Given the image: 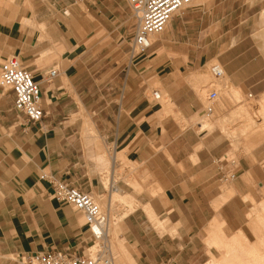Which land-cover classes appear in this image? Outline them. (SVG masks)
Instances as JSON below:
<instances>
[{"label": "crops", "instance_id": "0c3cea01", "mask_svg": "<svg viewBox=\"0 0 264 264\" xmlns=\"http://www.w3.org/2000/svg\"><path fill=\"white\" fill-rule=\"evenodd\" d=\"M105 3L0 0V66L10 56L22 61L45 113L30 124L14 94L0 88V264L55 250L86 255L93 245L84 216L58 202L42 175L97 198L109 187L133 197L139 207L124 218L121 236L136 264H207L218 252L213 244L244 234L252 202L264 199V142L237 161V179L226 186L214 161L227 154L228 140L197 123L205 105L196 77L215 59L233 87L264 95L255 46L221 42L248 0L187 9L134 61L119 44L128 19L113 22ZM155 86L172 112L149 94Z\"/></svg>", "mask_w": 264, "mask_h": 264}, {"label": "rangeland", "instance_id": "374dc122", "mask_svg": "<svg viewBox=\"0 0 264 264\" xmlns=\"http://www.w3.org/2000/svg\"><path fill=\"white\" fill-rule=\"evenodd\" d=\"M209 1L211 0H194L191 7H199L208 3ZM261 1L262 0H256V4H254L253 0H248V4L243 7L241 11L238 10L232 14L231 29L228 27L225 28L226 32L231 31V33L228 36L222 38L221 42L228 44V46L233 49L239 43L255 46L254 53L251 55L258 59L257 61L259 64L264 65V3L260 5L259 3H261ZM252 5L256 6L251 8ZM104 6L108 8L106 16L112 15L113 22L115 17H126L128 19V21L124 23L120 32L118 33L120 38L119 44L121 45L123 53H126L127 50L130 49V44L136 25V21L132 16L129 6V0H111L110 4L105 3ZM105 26L114 29L115 24H110V26L106 24ZM99 33L100 32H97V35ZM107 38L108 35L103 36L101 43L106 41ZM157 38L158 37L153 38V41L157 40ZM98 44L100 45V43ZM106 54H108L107 49L100 53V59H103L104 55ZM215 64H220V62L215 59L210 64H208L206 68L199 72L202 77H200V75L196 77L197 80L199 79L197 83V91L201 93H199V95L205 107L207 106L206 98L212 90L218 91L221 101L216 106L215 113L211 117H207L204 112L203 116L197 120V123H200L203 129L210 131L214 130L215 128L220 129L228 140L229 144V149L226 155H228L230 159L237 163V161L241 160V158L250 155L255 148L264 142V120H262L260 113L257 112V109L263 102L264 95H252L253 97L249 98L250 94H244L240 92L239 89L233 87V84L229 81L227 75H225V78L222 81H216L210 73V67ZM152 88L157 89L162 95L161 99L158 101L162 106H165L166 101L170 102L169 98L164 94L159 86ZM153 91V89L149 91V94L152 96V98ZM241 107L248 110L242 111L240 110L243 109ZM166 111L171 112L167 109ZM171 114L173 115V113ZM180 119L181 118L177 116V120ZM183 123L185 124L186 122L183 120ZM252 123L253 125L251 126ZM249 126L251 127L249 128ZM118 160L122 161L123 167H130V171H132L131 164L129 162L122 159L120 156L118 157ZM233 183H225L224 185L228 186ZM123 197H126V195ZM128 198L130 199L131 204H128L123 198L116 199L114 193H112L111 190H108V194L102 198L94 197L96 202L101 206L102 210L104 212H109L111 226L110 247L112 248V244H115L114 242H116L121 246L123 252L130 254L129 256H131L133 259L131 247L125 242L121 234L123 232L124 218L139 206L135 203L134 199L132 200L133 197L130 198L129 196ZM109 201L110 206L108 205ZM155 220L156 221L153 222V224L157 230L159 231L160 229H163V224L161 225L157 219ZM244 232L248 242L247 245H244L243 243V245L241 244L239 246L243 247V250L241 248H237V246L235 247V245H232L233 238H223L221 240V244H213L218 252L216 253L215 257L210 258V261L207 264H238L239 259L247 263L250 262V264H255L254 262L264 264V199L257 202H252V206L248 215L247 228H245ZM249 245H255L257 249H259V252L257 251L254 256L251 253L247 254L246 251L251 250V246ZM89 248L90 246L87 247L86 255L90 254ZM247 255H252L254 258ZM250 260H252V262ZM13 264H25V262L22 258H16ZM126 264H130L129 260H127Z\"/></svg>", "mask_w": 264, "mask_h": 264}, {"label": "built area", "instance_id": "2783aa9c", "mask_svg": "<svg viewBox=\"0 0 264 264\" xmlns=\"http://www.w3.org/2000/svg\"><path fill=\"white\" fill-rule=\"evenodd\" d=\"M81 0H75L80 2ZM194 0H129L132 16L136 21L134 35L130 44L129 57L131 61L143 57L153 44V38L162 35L171 21L191 7ZM210 73L216 81H222L226 72L221 64L210 67ZM58 75V70H51L47 79L52 80ZM0 88L11 91L15 96V109L24 115L32 125L40 124L45 113L41 107L42 93L22 61L16 56L5 59L0 66ZM249 95V98H252ZM154 100H160L159 91L153 93ZM218 91L212 90L207 98L205 114L211 117L220 102ZM220 174V182L233 183L237 179L236 162L224 155L214 161ZM43 180L51 183L54 197L60 203H65L81 213L92 235L94 250L89 255L72 256L66 252L49 251L22 257L25 264H115L110 250V217L104 212L94 197L77 188L71 187L54 177L42 175Z\"/></svg>", "mask_w": 264, "mask_h": 264}, {"label": "bare ground", "instance_id": "6f19581e", "mask_svg": "<svg viewBox=\"0 0 264 264\" xmlns=\"http://www.w3.org/2000/svg\"><path fill=\"white\" fill-rule=\"evenodd\" d=\"M198 1V0H197ZM56 52V51H55ZM200 93V92H199ZM201 94V93H200ZM161 97H162V95H161ZM263 97V96H262ZM260 101H262V100H260ZM261 103V102H260ZM259 105V104H258ZM165 108L168 110V111H171L172 112V109H173V105L171 104V102H169V101H166L165 102ZM244 107V106H243ZM243 107H241V108H243ZM245 108V107H244ZM243 108V109H244ZM240 109V110H242V111H246V110H248V109ZM239 111V110H238ZM241 111V112H242ZM240 112V111H239ZM257 112L258 113H260V115H261V118H262V120H264V98H263V102L261 103V105H260V107L257 109ZM238 113V112H237ZM243 113H245V112H243ZM235 114V113H234ZM240 114V113H239ZM259 115V116H260ZM264 122V121H263ZM264 124V123H263ZM253 125V123L251 124V126ZM251 126H249V128L251 127ZM248 128V129H249ZM261 128V127H260ZM117 162H119V160H117L116 159V163ZM108 190H110V187L108 188ZM113 193H114V195H115V197H116V199H118V198H123L128 204H131V201H130V199L128 198V196H126V197H123L124 195H122L119 191H118V189H113ZM112 196V195H111ZM131 198V197H130ZM111 201V200H110ZM110 201H109V206H110ZM153 217V216H152ZM154 218V217H153ZM110 234V233H109ZM233 238V240H232V245L234 246L235 245V247L237 246V248H243V247H239L241 244L243 245V243H244V245H247V242H248V240H247V237L243 234V233H239L238 235H235V237H232ZM115 244H112V248L110 247V250H111V254H112V258H113V261H114V263L115 264H126V262H127V260H129V263L130 264H135L134 263V261H133V259L131 258V256H129L130 254H126V253H124L123 252V249H121V246L119 245V244H117L116 242H114ZM222 243V242H221ZM220 243V244H221ZM256 245V244H255ZM255 245H253V246H251V245H249V246H251V250H248V251H246V253L247 254H252L253 256L255 255V253L259 250V249H257V245L255 246ZM223 246H224V244H223ZM226 247V246H225ZM230 247V246H229ZM261 247V246H260ZM224 248V247H223ZM246 248V247H245ZM249 248V247H248ZM227 249H228V247H227ZM244 249V248H243ZM242 249V250H243ZM250 249V248H249ZM246 250V249H245ZM244 250V251H245ZM93 251V249L92 250H90V252H92ZM230 252V251H229ZM249 252V253H248ZM259 252V251H258ZM237 253V252H236ZM252 255H247V256H252ZM252 256V257H253ZM251 257V258H252ZM254 258V257H253ZM257 258V257H256ZM251 262H252V260H250ZM230 263V262H229ZM255 264H259L258 262H254ZM231 264V263H230ZM233 264H235V263H233ZM238 264H250V262L249 263H247V262H245V261H243V260H241V259H239L238 260Z\"/></svg>", "mask_w": 264, "mask_h": 264}]
</instances>
